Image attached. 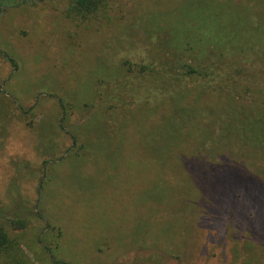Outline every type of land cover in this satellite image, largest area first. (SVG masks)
<instances>
[{
	"label": "rangeland",
	"instance_id": "1",
	"mask_svg": "<svg viewBox=\"0 0 264 264\" xmlns=\"http://www.w3.org/2000/svg\"><path fill=\"white\" fill-rule=\"evenodd\" d=\"M242 1L108 0L81 20L70 0H0V206L16 249L0 264H264V167L229 115L252 99L226 113L216 95L197 98L185 118L200 113L207 148L166 151L161 114L118 117L132 92L166 88L133 75L147 56H168L169 22L187 6ZM119 80L129 105L114 100Z\"/></svg>",
	"mask_w": 264,
	"mask_h": 264
},
{
	"label": "trees",
	"instance_id": "2",
	"mask_svg": "<svg viewBox=\"0 0 264 264\" xmlns=\"http://www.w3.org/2000/svg\"><path fill=\"white\" fill-rule=\"evenodd\" d=\"M107 7L108 0H70L67 13L74 18L87 20L88 14L99 13L97 11H104ZM167 30L170 34V39L165 43L169 48L168 56L162 58L160 53L153 59L147 56L133 75V77L142 75L145 78L155 76L161 79L166 88L162 85L161 88H155L152 82L147 86V93L151 96L152 87L158 89L163 96H158L153 101L145 96L143 100L139 93L132 95L134 93L132 92L130 107L125 106V114L120 113L118 116H121V125L124 126L130 114L128 111L147 114L146 116L149 117L161 114L163 117L160 118V124L162 123L163 139L167 144L165 150L171 145L182 147V144L190 146L193 144L195 148L203 145V148H207L208 133L196 131L202 121L195 117L200 113L193 114V120L185 118L191 116L197 107L195 104L197 98L204 97L205 93L216 95L225 104L226 113L229 111L227 105L250 98L252 101L248 104L243 102L236 104L239 111H231L229 115L242 126L249 139L257 140L256 146L259 150L257 159L260 166L264 167L262 162L264 159V0H245L240 4L215 2L204 3L202 6H187L178 19L168 23ZM225 60H229V63H224ZM254 64L257 68L252 71L248 66L254 68ZM124 65L127 66L126 72H129L132 71V66L137 64L125 60ZM253 78H257L256 89L241 83L242 79H247L249 82ZM193 81L197 82L198 88L194 96L186 101V96L192 91L189 83ZM119 82L122 85L119 87L121 94L115 96L114 100L129 105V102H125L121 97L125 93L123 89L127 82L125 80ZM58 99L62 109L60 119L62 125L68 120V111L64 101ZM132 103L135 107L131 106ZM209 111L212 113L211 109ZM94 113L95 115L88 120L89 123L99 115L96 111ZM224 132L226 133L225 129ZM220 133L225 140L224 133L221 131ZM71 139L73 145L80 146V139L74 134L71 135ZM208 151H211V148ZM75 155L82 156L80 153ZM181 157L178 158L182 161L186 159L184 155ZM196 158H200L201 161L203 159ZM260 172L263 173V169H260ZM17 223L22 224L19 220ZM14 248L15 242L9 235L3 209L0 206V253L11 255L16 251L13 250Z\"/></svg>",
	"mask_w": 264,
	"mask_h": 264
}]
</instances>
